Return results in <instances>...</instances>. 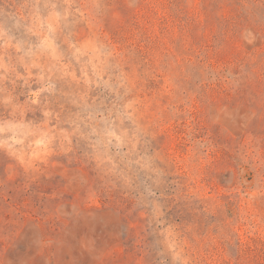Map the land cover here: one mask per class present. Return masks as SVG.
Segmentation results:
<instances>
[{"label":"rangeland","instance_id":"obj_1","mask_svg":"<svg viewBox=\"0 0 264 264\" xmlns=\"http://www.w3.org/2000/svg\"><path fill=\"white\" fill-rule=\"evenodd\" d=\"M0 264H264V0H0Z\"/></svg>","mask_w":264,"mask_h":264}]
</instances>
